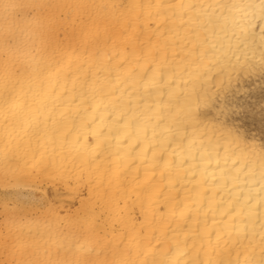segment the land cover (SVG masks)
I'll return each instance as SVG.
<instances>
[{
  "label": "snow or ice",
  "instance_id": "obj_1",
  "mask_svg": "<svg viewBox=\"0 0 264 264\" xmlns=\"http://www.w3.org/2000/svg\"><path fill=\"white\" fill-rule=\"evenodd\" d=\"M0 264H264V0H0Z\"/></svg>",
  "mask_w": 264,
  "mask_h": 264
},
{
  "label": "bare ground",
  "instance_id": "obj_2",
  "mask_svg": "<svg viewBox=\"0 0 264 264\" xmlns=\"http://www.w3.org/2000/svg\"><path fill=\"white\" fill-rule=\"evenodd\" d=\"M115 2H118V3H123V2H127V0H115ZM258 2V0H257ZM255 24V28H254V31L257 33V38H258V35H259V32H260V27H261V21L259 19L255 20L253 22ZM257 84L260 83V81H257L256 82ZM259 92V91H258ZM258 94V93H257ZM88 117H86L87 119ZM106 130V129H105ZM149 135H151V131L149 130ZM113 145H115L116 141L113 140L112 141ZM257 143H259V138L257 139Z\"/></svg>",
  "mask_w": 264,
  "mask_h": 264
},
{
  "label": "rangeland",
  "instance_id": "obj_3",
  "mask_svg": "<svg viewBox=\"0 0 264 264\" xmlns=\"http://www.w3.org/2000/svg\"><path fill=\"white\" fill-rule=\"evenodd\" d=\"M257 93H258V94H257V96H258V95H259V92H258V90H257ZM258 126H259V125L257 124V127H258Z\"/></svg>",
  "mask_w": 264,
  "mask_h": 264
}]
</instances>
